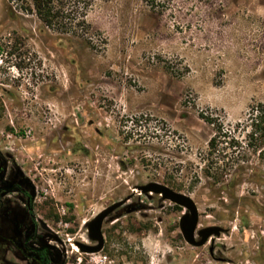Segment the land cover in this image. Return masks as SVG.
Returning <instances> with one entry per match:
<instances>
[{"label": "rangeland", "instance_id": "obj_1", "mask_svg": "<svg viewBox=\"0 0 264 264\" xmlns=\"http://www.w3.org/2000/svg\"><path fill=\"white\" fill-rule=\"evenodd\" d=\"M24 7L0 0V146L38 181L63 264H264V162L242 154L214 184L202 118L233 127L264 103V0H94L67 34ZM150 182L228 232L190 246L184 209L136 190ZM127 196L102 250L80 253L87 222Z\"/></svg>", "mask_w": 264, "mask_h": 264}, {"label": "flooded vegetation", "instance_id": "obj_2", "mask_svg": "<svg viewBox=\"0 0 264 264\" xmlns=\"http://www.w3.org/2000/svg\"><path fill=\"white\" fill-rule=\"evenodd\" d=\"M37 196L36 178L12 151L0 146V264H63V254L55 244L59 239L44 219ZM125 204L122 210L128 209ZM216 259L229 263L222 257Z\"/></svg>", "mask_w": 264, "mask_h": 264}, {"label": "trees", "instance_id": "obj_3", "mask_svg": "<svg viewBox=\"0 0 264 264\" xmlns=\"http://www.w3.org/2000/svg\"><path fill=\"white\" fill-rule=\"evenodd\" d=\"M20 1L26 2L23 10L34 14L44 27L67 34L72 32V29L85 24L83 10L87 9L94 0H9L10 3L15 4ZM202 118L213 128V136L208 142L209 158L205 176L214 184L221 182L219 171L223 163L232 165L235 168L234 173H240L248 168L244 165L249 161L241 157L242 154L255 155L261 163L264 162V103L259 102L249 106L243 121L236 123L233 126L235 128H224L222 123L216 122L210 116ZM235 134L241 136V140ZM242 180L241 177L237 179L233 177L230 184L237 185ZM261 182L264 185V181ZM133 210L139 211L140 208L137 206Z\"/></svg>", "mask_w": 264, "mask_h": 264}, {"label": "water", "instance_id": "obj_4", "mask_svg": "<svg viewBox=\"0 0 264 264\" xmlns=\"http://www.w3.org/2000/svg\"><path fill=\"white\" fill-rule=\"evenodd\" d=\"M142 195L150 198L152 194L159 196L160 201H168L178 207L184 209L183 214L179 219V230L182 234L184 241L193 247H202L212 237H219L228 230L220 226H209L197 229L199 223L198 209L194 201L185 194L176 192L163 184L150 182L136 187ZM131 196L111 204L104 208L97 215H95L86 224L87 238L92 243L86 244L75 241L73 245L82 254H96L99 253L104 245L103 224L106 220L112 221L116 216H112L121 206H123ZM210 251V250H209ZM218 260V259H216Z\"/></svg>", "mask_w": 264, "mask_h": 264}]
</instances>
